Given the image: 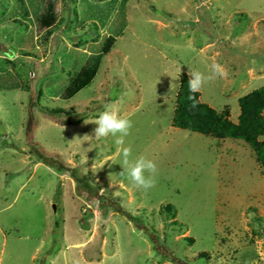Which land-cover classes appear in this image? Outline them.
Returning <instances> with one entry per match:
<instances>
[{
    "label": "rangeland",
    "instance_id": "374dc122",
    "mask_svg": "<svg viewBox=\"0 0 264 264\" xmlns=\"http://www.w3.org/2000/svg\"><path fill=\"white\" fill-rule=\"evenodd\" d=\"M213 62L228 76L199 98L237 121L264 85V0H0V264H264L254 149L172 122L181 74ZM106 107L133 122L121 145L85 123ZM125 147L155 187L121 175Z\"/></svg>",
    "mask_w": 264,
    "mask_h": 264
},
{
    "label": "trees",
    "instance_id": "16d2710c",
    "mask_svg": "<svg viewBox=\"0 0 264 264\" xmlns=\"http://www.w3.org/2000/svg\"><path fill=\"white\" fill-rule=\"evenodd\" d=\"M91 76L77 81L72 92H76L86 85ZM186 73L180 76V83L177 92L176 105L172 116L174 125L199 131L205 134H213L220 137H239L247 141L254 149L257 160L264 165V85L256 87L239 97L240 112L237 121L229 118L227 109L216 110L213 106L200 100L199 92L190 93ZM189 95H194L197 101L196 107H192L193 101ZM114 97V94L111 95ZM36 156L47 164L57 168H63L53 156L37 151ZM76 172L73 174L75 175ZM102 199L101 197H98ZM126 215L135 221L140 218L129 212Z\"/></svg>",
    "mask_w": 264,
    "mask_h": 264
},
{
    "label": "clouds",
    "instance_id": "9594fccd",
    "mask_svg": "<svg viewBox=\"0 0 264 264\" xmlns=\"http://www.w3.org/2000/svg\"><path fill=\"white\" fill-rule=\"evenodd\" d=\"M228 71L219 63L211 64V74L205 75L199 71L189 69L188 87L190 93L199 92L203 86L216 77L227 78ZM189 100L193 101L192 107H196L197 101L194 95H189ZM85 123H95L97 127L94 129L95 138H106L108 136L116 137L115 143L121 145L124 143V138L130 135L133 122L130 118L121 116L117 110L112 107H106L100 113L95 121H87ZM121 165L123 171L121 175H126L127 179L139 189L148 190L155 187V175L158 171V166L152 159L144 156H139L135 160L130 161L132 150L130 147H125L122 150Z\"/></svg>",
    "mask_w": 264,
    "mask_h": 264
}]
</instances>
